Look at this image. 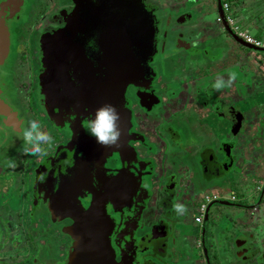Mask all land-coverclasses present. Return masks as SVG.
I'll use <instances>...</instances> for the list:
<instances>
[{"label":"flooded vegetation","instance_id":"1","mask_svg":"<svg viewBox=\"0 0 264 264\" xmlns=\"http://www.w3.org/2000/svg\"><path fill=\"white\" fill-rule=\"evenodd\" d=\"M143 1L156 20L152 79L147 87L126 89L131 118L121 148L128 144L129 149L121 154L114 145L93 144L94 137L85 131L88 120L75 117L68 107L50 115L39 81L41 35L64 27L77 6L82 28L85 21L93 22L101 36V25L110 16L108 0H0V40L7 46L5 56L0 51V248L5 250L0 264H112L111 252L115 264H264V136L255 145L244 143L251 129L245 124L246 101L251 107L260 105L264 93L261 98L254 88L251 97L246 95L241 68L245 46L236 40H242L241 28L253 38L258 32L252 25L244 27L234 12L227 22L223 0L222 17L218 0H213L218 31L203 19L205 36L196 40L203 46L196 48L182 31L189 14H168L161 31L160 11L150 0ZM213 39L220 45L215 51L220 62L209 54ZM23 40L30 68L27 91L17 73ZM95 42L100 47L98 38ZM166 51H178L176 57L184 60L181 79L168 67ZM182 53L187 57L181 59ZM86 55L90 67L99 66L95 51ZM191 59L196 65L186 63ZM231 68H238L237 80L221 93V104L210 103L206 94L211 92L212 98L215 93L212 82L218 75L227 81ZM32 119L54 138L42 157L24 154L18 138ZM205 196L209 201L196 223ZM96 202L106 213L103 220L100 211L85 214ZM174 202L186 205L187 213L178 216ZM80 222L73 234L67 232ZM83 230L95 242L83 244L79 257H73ZM105 237L108 244H103Z\"/></svg>","mask_w":264,"mask_h":264},{"label":"water","instance_id":"2","mask_svg":"<svg viewBox=\"0 0 264 264\" xmlns=\"http://www.w3.org/2000/svg\"><path fill=\"white\" fill-rule=\"evenodd\" d=\"M108 2L110 5H107L106 9L110 16L107 17L106 24L101 25L99 37L96 36L98 32L96 33L93 22L85 21L82 28L78 20L77 6L67 18L64 27L41 35L39 43L43 72L39 76V81L41 93L45 97V108L52 116L62 114L63 109L68 107V112L76 115L75 117L81 115L90 120L94 119L96 110L102 105H114L121 116L118 123L122 135L121 143L119 141L113 148L123 154L125 149H129L128 144H125L127 148L121 147L122 142L127 141L131 118V112L126 106L125 92L129 85L147 87L151 82L150 62L155 53L156 20L143 0ZM218 13L220 17L223 16L220 0ZM223 23L228 33L232 35L226 23ZM232 37L236 39L235 36ZM95 38H98L97 44L100 43V47L94 45ZM236 40L249 49L264 51L263 48H257L243 40ZM0 51L6 55V41L2 43L0 40ZM86 51H90L91 54L95 51L99 66L93 68V63L91 67L88 65ZM140 98L142 102V97ZM156 102L157 100L153 103ZM82 134L85 135L84 132ZM91 141L93 144L97 143L95 138ZM122 175L123 173L117 175V179ZM117 185H121L119 181ZM95 204L85 214L90 216L93 211H100V219L103 220L106 213L102 214L99 202ZM81 224V222L77 226L74 224L67 232L73 234L72 229L81 227ZM89 242H95L89 232L79 234L72 256L79 257V250L83 249V244L88 245ZM105 243L106 237L103 240V244ZM109 256L110 262L115 264L113 252Z\"/></svg>","mask_w":264,"mask_h":264},{"label":"rangeland","instance_id":"3","mask_svg":"<svg viewBox=\"0 0 264 264\" xmlns=\"http://www.w3.org/2000/svg\"><path fill=\"white\" fill-rule=\"evenodd\" d=\"M213 0H150L151 3H153L157 8L159 12L158 17H160V30L162 31V22L165 21V17L168 16V14L171 13L172 17L173 14L177 15L179 13H186L190 16H187V22L186 24H183L184 28H182V31L186 35H190L191 39L193 41L197 40V37L199 38L201 35L205 36L204 33L201 31V22H203V19L207 21V24L205 22V25H208L209 28H211L212 31H218L217 26H219V23H217V11L216 8L211 5ZM230 8V14L233 15V12L236 13L238 21L243 24L244 27H249L250 25L253 26L254 31L258 32V37L255 38L262 43H264V0H233L231 3H229ZM173 27L179 26L178 23H173L171 25ZM250 28V27H249ZM164 29L165 26H164ZM170 29V27H169ZM246 31V30H245ZM221 32V31H220ZM251 32L253 33V30L251 29ZM222 37L228 42H233L234 39L231 37L226 36L224 33ZM234 38V37H233ZM216 39V38H215ZM215 39L212 40V44H209L212 48L210 56L214 58V62H220L218 56L216 55L215 51L217 49H220V45H218L215 41ZM209 40H211L209 38ZM235 42V41H234ZM216 43V44H215ZM201 44V43H200ZM199 41L196 42V48H202L203 45H199ZM264 45V44H262ZM243 63H242V70H243V83L246 88V95L248 97H251L252 92L254 88L259 89L258 95L261 96L264 93V55L262 51H257V53L251 52V50L247 47L243 48ZM263 48V47H261ZM27 44L25 40H23L22 44L20 45L19 52L23 53V57H20L18 60L19 67L17 68V73L20 76L19 82L23 83V89L25 91L29 90V81L30 77H28V72L30 70L29 68V57L27 55ZM264 50V48H263ZM165 53V60H169L168 67L171 71H174L176 75L179 73L185 72L181 70V66L184 67L185 63L184 60L179 61L178 51H166ZM186 56V53H182L179 55L181 59ZM256 56H259L260 59H257ZM221 57V56H220ZM199 58H205L204 56L200 55ZM185 59V58H184ZM206 63V61H204ZM186 63H189L190 65L196 63L194 61L188 60ZM223 65V64H220ZM240 68V67H239ZM233 71L238 72L237 69L231 68ZM162 75V73H160ZM179 75V76H180ZM182 78V75L179 77ZM179 79V80H180ZM214 82H212L213 84ZM226 90L223 89L221 91H216L215 93H212L211 98V92L206 94V98L210 101V103H222L223 97L221 96L223 94V91ZM222 93V94H221ZM249 103V102H248ZM246 101V107L244 116L246 119V128L247 125L249 126L250 132L246 133L244 143L246 144L248 140H252V143L249 144V146L255 145L257 137L259 136L262 138L264 136V100L260 101V105H256L254 107H251ZM253 105V104H252ZM258 119H260L263 123L259 126ZM190 126V125H189ZM247 145V144H246ZM178 150V149H176ZM181 163V162H180ZM227 188V187H226ZM210 211L212 213L215 212V207L212 206ZM47 238L50 237V235H46ZM5 250H2L0 248V254H4ZM192 251V249H191ZM200 261V260H198Z\"/></svg>","mask_w":264,"mask_h":264},{"label":"clouds","instance_id":"4","mask_svg":"<svg viewBox=\"0 0 264 264\" xmlns=\"http://www.w3.org/2000/svg\"><path fill=\"white\" fill-rule=\"evenodd\" d=\"M243 30L247 29L244 28ZM193 46H196V41H194ZM237 76V72L233 70H229L227 81L222 76L218 75L215 82L212 84V88L216 91L231 88L233 83L237 80ZM120 120L121 116L116 107L112 104H104L96 110L94 119L87 121L85 131L94 137L98 144L104 147H111L117 145L120 141L122 135V129L118 123ZM18 138L23 141V153L37 157L46 155L47 151L44 146L47 145L51 147L54 140L50 133L42 130L40 122L36 119L29 120L26 126L20 128ZM9 164L12 167L15 166L14 162L10 161ZM40 182H44L43 175L40 177ZM173 210L178 216L184 215L187 213V206L179 202H174Z\"/></svg>","mask_w":264,"mask_h":264},{"label":"built area","instance_id":"5","mask_svg":"<svg viewBox=\"0 0 264 264\" xmlns=\"http://www.w3.org/2000/svg\"><path fill=\"white\" fill-rule=\"evenodd\" d=\"M222 8L224 9V17H225V20L229 23H231V14L229 13V2L227 0H223V3H222ZM217 20L219 21V17H217ZM238 35L239 37L246 43H253L255 45V47H263L264 48V43H262L261 41L253 38L250 33L246 30H243L242 28L239 29L238 31ZM209 201V198L208 196H205L203 198V201L200 203V205L198 206L197 208V213L195 215V218H194V221L196 223H200L203 216H204V213H205V204Z\"/></svg>","mask_w":264,"mask_h":264},{"label":"trees","instance_id":"6","mask_svg":"<svg viewBox=\"0 0 264 264\" xmlns=\"http://www.w3.org/2000/svg\"><path fill=\"white\" fill-rule=\"evenodd\" d=\"M229 3H231L233 0H227Z\"/></svg>","mask_w":264,"mask_h":264}]
</instances>
